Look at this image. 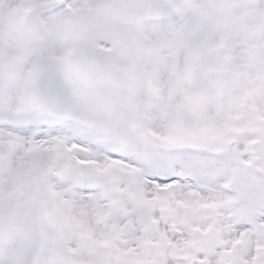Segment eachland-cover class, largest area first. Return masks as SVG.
Returning <instances> with one entry per match:
<instances>
[{
  "label": "snow or ice",
  "instance_id": "6c2138e0",
  "mask_svg": "<svg viewBox=\"0 0 264 264\" xmlns=\"http://www.w3.org/2000/svg\"><path fill=\"white\" fill-rule=\"evenodd\" d=\"M0 264H264V0H0Z\"/></svg>",
  "mask_w": 264,
  "mask_h": 264
}]
</instances>
